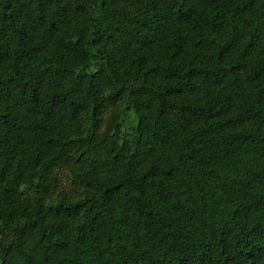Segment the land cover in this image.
<instances>
[{
  "label": "trees",
  "instance_id": "16d2710c",
  "mask_svg": "<svg viewBox=\"0 0 264 264\" xmlns=\"http://www.w3.org/2000/svg\"><path fill=\"white\" fill-rule=\"evenodd\" d=\"M0 264H264V0H0Z\"/></svg>",
  "mask_w": 264,
  "mask_h": 264
}]
</instances>
